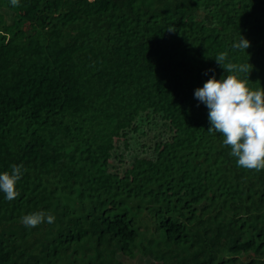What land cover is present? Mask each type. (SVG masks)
Wrapping results in <instances>:
<instances>
[{
	"label": "trees",
	"instance_id": "1",
	"mask_svg": "<svg viewBox=\"0 0 264 264\" xmlns=\"http://www.w3.org/2000/svg\"><path fill=\"white\" fill-rule=\"evenodd\" d=\"M225 51L264 87V0H0V264H264V170L194 95Z\"/></svg>",
	"mask_w": 264,
	"mask_h": 264
},
{
	"label": "clouds",
	"instance_id": "2",
	"mask_svg": "<svg viewBox=\"0 0 264 264\" xmlns=\"http://www.w3.org/2000/svg\"><path fill=\"white\" fill-rule=\"evenodd\" d=\"M11 4L18 6L19 0H11ZM250 46V41L240 35L232 48L246 51ZM215 60L226 75L220 79L212 76L194 93L209 110L208 131L222 135L223 145L230 147V155L237 158L238 167L264 170V87L251 86L249 76L253 66L248 61L232 62L227 51L218 53ZM22 169L23 165L13 164L10 171L0 174V191L8 201L19 196L17 184L23 176ZM54 220L51 213L42 210L21 217L28 228Z\"/></svg>",
	"mask_w": 264,
	"mask_h": 264
},
{
	"label": "rangeland",
	"instance_id": "3",
	"mask_svg": "<svg viewBox=\"0 0 264 264\" xmlns=\"http://www.w3.org/2000/svg\"><path fill=\"white\" fill-rule=\"evenodd\" d=\"M4 9L5 11L7 10L6 8ZM139 223H140L139 228L143 236L152 237L153 236V231H151L153 229L152 220L149 218V216L146 213L142 214L139 217ZM121 261L124 262V264H149V261H146V260H143V261L138 260V259L129 260L127 259V257L122 258Z\"/></svg>",
	"mask_w": 264,
	"mask_h": 264
}]
</instances>
